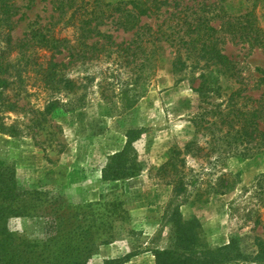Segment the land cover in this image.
<instances>
[{
  "label": "rangeland",
  "instance_id": "rangeland-1",
  "mask_svg": "<svg viewBox=\"0 0 264 264\" xmlns=\"http://www.w3.org/2000/svg\"><path fill=\"white\" fill-rule=\"evenodd\" d=\"M156 4V14L143 18L142 24L159 29L171 41L162 39L157 55L164 62L138 85H131L132 73L119 60L72 67L66 74L75 86L71 91H47L34 80L39 77L33 70L22 71L24 85L16 82L13 90L5 92L12 102L17 100V108L0 109V160L14 169L17 191L44 192L55 209L59 201L72 207L102 199L122 203L125 214L114 224L113 240L100 246L87 264H104L126 255L133 256L123 264H154L152 251L172 243L174 213L183 221L199 222L211 247L237 240L242 259L232 264H255L250 259L255 238L264 240L259 185L264 181V153H247L235 136L242 126L233 125L230 130L219 119L244 111L246 98L257 100L264 95V0H156ZM14 7L17 16L11 20L12 30L0 24L2 61L18 58L17 48L9 56L2 53L8 37L13 46L34 24L47 23L56 15L54 0H15ZM200 16L217 30L220 48L236 67V79L222 77L217 67L198 58L197 46L186 44L184 24ZM105 30L116 42L132 38L115 32L114 27ZM202 74L210 88L216 81L220 90L198 92ZM15 94L19 97L13 98ZM49 100L61 102L50 114L45 112ZM202 109L214 113L204 118L219 128L211 126L213 135L193 126V118ZM130 130L139 131L128 157L139 168L137 176L102 181L101 171L113 154L123 150ZM190 143L201 150L184 153ZM173 148L181 150L177 163L185 182L196 181L187 193L168 185L171 178L158 171ZM221 174L234 179L235 186L223 195H205L196 201L192 188H205ZM43 208L44 213L32 218H11L9 230L44 239L49 207Z\"/></svg>",
  "mask_w": 264,
  "mask_h": 264
},
{
  "label": "trees",
  "instance_id": "trees-1",
  "mask_svg": "<svg viewBox=\"0 0 264 264\" xmlns=\"http://www.w3.org/2000/svg\"><path fill=\"white\" fill-rule=\"evenodd\" d=\"M15 0H0V24H6L12 30L11 20L17 16ZM156 0H129L110 3L106 0H54V13L44 24H34L33 30L16 39L12 46L10 37L6 40L7 47L2 53L17 48L15 61L0 60V109L14 111L17 100L12 102L9 92L17 83L24 85L21 72L34 71L43 89L50 92L70 91L75 88L66 74L76 65L108 60H119L129 68L133 78L131 85H138L143 78L154 71L164 59L158 56L162 39L171 41L158 29L143 25L142 19L156 14ZM20 20V19H18ZM186 20H184L185 23ZM188 46L196 47L198 58L206 64L217 67V72L226 79H236L237 70L234 63L223 53L220 40L216 37L217 30L210 25L204 16L184 24ZM115 32L131 34L129 42H116L106 28ZM64 36H61V35ZM179 42H183L182 37ZM11 47V48H9ZM161 62V63H160ZM175 62L172 64L175 65ZM198 92H217L220 87L215 81L214 88L207 84L205 75H201ZM218 79V78H217ZM17 82V83H16ZM124 96V91L120 92ZM18 98L19 94H15ZM128 99V98H127ZM245 109L228 113L221 120L231 130L233 125H240L236 133L237 139L245 144L247 153L257 151L264 153V95L257 100L246 98ZM61 104L60 100L46 102L45 112L50 114ZM67 105V104H65ZM222 113V112H220ZM212 111L202 109L194 119V128L206 130L212 134L214 122H204ZM232 116L230 120L228 118ZM212 118V117H211ZM202 123L209 124L203 126ZM215 129L216 128L214 126ZM138 130H130L126 135V144L118 153L113 154L101 171L102 181H120L137 176L139 168L134 161H129V148L138 137ZM236 139V140H237ZM196 144L184 146V153L195 154L200 151ZM181 150L173 148L170 157L158 171L171 178L168 185H173L178 192H188V187L196 181H186L178 165ZM181 162L183 160H180ZM234 179L221 174L215 183L205 188H192L193 197L199 201L205 195H223L235 186ZM262 188L261 209L264 215V181ZM190 191V190H189ZM47 195L38 190L17 191L14 169L5 161L0 160V264H87L102 245L113 240L115 222L121 221L125 214L122 203L117 200L102 199L86 203L80 207H72L59 201L55 209ZM48 206L44 239H29L11 232L8 222L11 218H32L44 213L43 207ZM62 211V212H61ZM43 215V214H42ZM55 215V216H52ZM172 219V243L168 248L152 251L154 264H232L242 259L237 240L231 239L227 244L211 247L203 237L199 222L181 220L179 213ZM259 217V216H258ZM255 224H260L259 218ZM264 228V221L262 223ZM255 253L250 258L255 264H264V240L255 238ZM133 255L108 260L104 264H123Z\"/></svg>",
  "mask_w": 264,
  "mask_h": 264
}]
</instances>
